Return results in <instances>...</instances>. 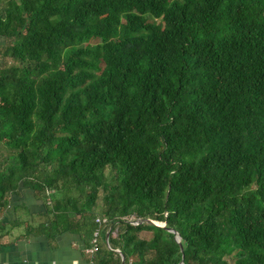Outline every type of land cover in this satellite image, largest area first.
Wrapping results in <instances>:
<instances>
[{
  "label": "trees",
  "instance_id": "16d2710c",
  "mask_svg": "<svg viewBox=\"0 0 264 264\" xmlns=\"http://www.w3.org/2000/svg\"><path fill=\"white\" fill-rule=\"evenodd\" d=\"M0 38V217L22 185L92 264H264V0H0Z\"/></svg>",
  "mask_w": 264,
  "mask_h": 264
},
{
  "label": "crops",
  "instance_id": "0c3cea01",
  "mask_svg": "<svg viewBox=\"0 0 264 264\" xmlns=\"http://www.w3.org/2000/svg\"><path fill=\"white\" fill-rule=\"evenodd\" d=\"M7 208L0 220L9 228L1 240L0 264H91L88 248L76 233L64 232L53 243L41 233H27L28 226L39 224L46 212L32 189L19 186L9 197ZM19 219L23 224L10 226Z\"/></svg>",
  "mask_w": 264,
  "mask_h": 264
},
{
  "label": "water",
  "instance_id": "95a60500",
  "mask_svg": "<svg viewBox=\"0 0 264 264\" xmlns=\"http://www.w3.org/2000/svg\"><path fill=\"white\" fill-rule=\"evenodd\" d=\"M130 222H131L132 224H135V225H136V224L148 223V224H152V225H155V226H161V227H164V226H165V222H158V221L152 220V219H150V218H137V219H135V220H130ZM112 227H113V225H111V226L107 229L106 234H105V242H106V245H107L108 247H110V244H109L108 239H109V233H110ZM166 229H167L168 231L174 233V239H175L176 242L180 245V248H181V251H182L183 249H182V245H181V243H180V236H179L178 232H177L176 230L172 229V228H167V227H166ZM115 251L120 255V257H121V261H122L121 264H123V262H124V255L120 252L119 249H115Z\"/></svg>",
  "mask_w": 264,
  "mask_h": 264
},
{
  "label": "built area",
  "instance_id": "2783aa9c",
  "mask_svg": "<svg viewBox=\"0 0 264 264\" xmlns=\"http://www.w3.org/2000/svg\"><path fill=\"white\" fill-rule=\"evenodd\" d=\"M96 222L101 224V223L105 222V219L96 218ZM98 235H99V231H98V229H96L94 231V233H93V236H92L91 247H89L88 250H87L89 253H93L94 251L97 250V247H98Z\"/></svg>",
  "mask_w": 264,
  "mask_h": 264
},
{
  "label": "rangeland",
  "instance_id": "374dc122",
  "mask_svg": "<svg viewBox=\"0 0 264 264\" xmlns=\"http://www.w3.org/2000/svg\"><path fill=\"white\" fill-rule=\"evenodd\" d=\"M3 41H4V39H3V38H0V44L3 43ZM6 152H7V151H6L5 149H2V151L0 152V157H1V155H5ZM108 171H109V167L106 168V169H104V173H105V174H107ZM100 202H101V201L99 200V203H100ZM140 235H141L142 237H144V238H150V237H151V232H149V231H142V232L140 233ZM227 259H228V262H229L230 264H233V260H232V258L228 257Z\"/></svg>",
  "mask_w": 264,
  "mask_h": 264
}]
</instances>
